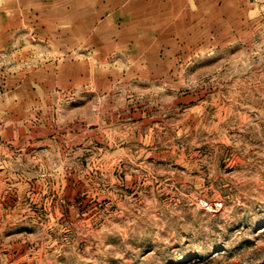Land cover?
<instances>
[{
	"label": "rangeland",
	"instance_id": "1",
	"mask_svg": "<svg viewBox=\"0 0 264 264\" xmlns=\"http://www.w3.org/2000/svg\"><path fill=\"white\" fill-rule=\"evenodd\" d=\"M22 1L0 0V264H264L263 3L149 47Z\"/></svg>",
	"mask_w": 264,
	"mask_h": 264
},
{
	"label": "crops",
	"instance_id": "2",
	"mask_svg": "<svg viewBox=\"0 0 264 264\" xmlns=\"http://www.w3.org/2000/svg\"><path fill=\"white\" fill-rule=\"evenodd\" d=\"M230 2L231 0H23L22 4L25 7L29 5L32 14H37L39 19L49 21V27L55 35L61 34L63 27L65 31L67 28L68 36H95L97 44H103L105 37L114 46L119 42H131L130 39L134 38L138 45L161 47L166 40L162 41L160 38L173 35L184 36L191 33L193 38L195 36V42H199L201 15L205 13L209 15V29L223 24L231 29L233 14L226 9ZM243 2L246 6L256 4L252 0ZM260 2L264 5V0ZM255 14L254 19H260L259 13ZM243 15L245 23L241 21L239 24L243 28L240 31L247 29L246 17L249 12ZM217 20H224V23L217 25ZM57 49L67 52V47ZM56 68L53 76L65 72L62 65ZM57 70L59 73H56Z\"/></svg>",
	"mask_w": 264,
	"mask_h": 264
},
{
	"label": "built area",
	"instance_id": "3",
	"mask_svg": "<svg viewBox=\"0 0 264 264\" xmlns=\"http://www.w3.org/2000/svg\"><path fill=\"white\" fill-rule=\"evenodd\" d=\"M253 1H261V0H253Z\"/></svg>",
	"mask_w": 264,
	"mask_h": 264
}]
</instances>
